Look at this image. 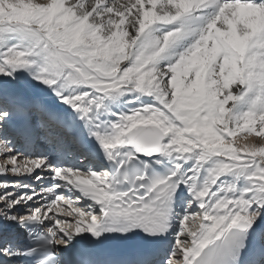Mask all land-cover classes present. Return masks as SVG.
<instances>
[{
	"label": "snow or ice",
	"instance_id": "6c2138e0",
	"mask_svg": "<svg viewBox=\"0 0 264 264\" xmlns=\"http://www.w3.org/2000/svg\"><path fill=\"white\" fill-rule=\"evenodd\" d=\"M0 264H264V0H0Z\"/></svg>",
	"mask_w": 264,
	"mask_h": 264
}]
</instances>
